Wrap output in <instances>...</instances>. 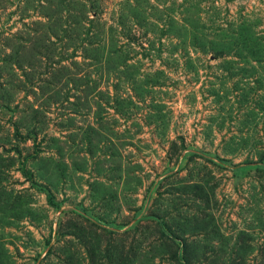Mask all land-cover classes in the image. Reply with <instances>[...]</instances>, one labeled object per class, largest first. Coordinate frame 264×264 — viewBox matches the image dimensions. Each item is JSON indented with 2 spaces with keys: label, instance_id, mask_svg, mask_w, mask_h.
I'll return each mask as SVG.
<instances>
[{
  "label": "rangeland",
  "instance_id": "1",
  "mask_svg": "<svg viewBox=\"0 0 264 264\" xmlns=\"http://www.w3.org/2000/svg\"><path fill=\"white\" fill-rule=\"evenodd\" d=\"M0 264H264V0H0Z\"/></svg>",
  "mask_w": 264,
  "mask_h": 264
}]
</instances>
